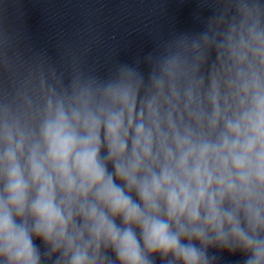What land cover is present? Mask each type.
I'll list each match as a JSON object with an SVG mask.
<instances>
[{"label":"clouds","instance_id":"obj_1","mask_svg":"<svg viewBox=\"0 0 264 264\" xmlns=\"http://www.w3.org/2000/svg\"><path fill=\"white\" fill-rule=\"evenodd\" d=\"M196 19L0 97V264H264V0Z\"/></svg>","mask_w":264,"mask_h":264},{"label":"water","instance_id":"obj_2","mask_svg":"<svg viewBox=\"0 0 264 264\" xmlns=\"http://www.w3.org/2000/svg\"><path fill=\"white\" fill-rule=\"evenodd\" d=\"M203 1L207 2L208 4H210L213 7L215 6V4L217 2V0H203Z\"/></svg>","mask_w":264,"mask_h":264}]
</instances>
